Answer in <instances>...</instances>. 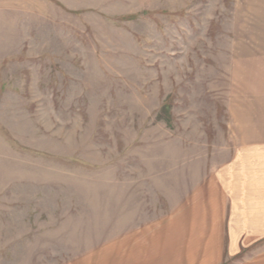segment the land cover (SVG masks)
I'll list each match as a JSON object with an SVG mask.
<instances>
[{
	"label": "rangeland",
	"instance_id": "1",
	"mask_svg": "<svg viewBox=\"0 0 264 264\" xmlns=\"http://www.w3.org/2000/svg\"><path fill=\"white\" fill-rule=\"evenodd\" d=\"M263 47L264 0H0V264L264 256L229 258L224 177Z\"/></svg>",
	"mask_w": 264,
	"mask_h": 264
},
{
	"label": "crops",
	"instance_id": "2",
	"mask_svg": "<svg viewBox=\"0 0 264 264\" xmlns=\"http://www.w3.org/2000/svg\"><path fill=\"white\" fill-rule=\"evenodd\" d=\"M254 50L241 57L240 61L248 63L252 70H249L246 80L242 79L245 83L240 93L226 109V134L231 136L233 153L224 165V177L232 184L231 198L234 197V189L237 191V207L232 212L231 208L228 211L229 220L237 219V226L230 227L233 233L228 245L229 258L237 255L240 245L248 247L264 235V204L260 206L263 203L261 196L254 194L253 197L247 185L262 183L264 188V47ZM242 71L243 77L244 66ZM239 184H244V192H238ZM240 232H245L243 239H239ZM249 264H264V256Z\"/></svg>",
	"mask_w": 264,
	"mask_h": 264
}]
</instances>
